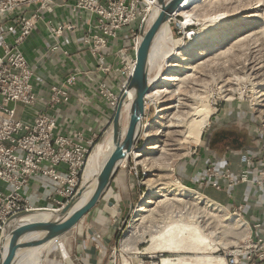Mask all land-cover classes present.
Here are the masks:
<instances>
[{"label": "rangeland", "instance_id": "1", "mask_svg": "<svg viewBox=\"0 0 264 264\" xmlns=\"http://www.w3.org/2000/svg\"><path fill=\"white\" fill-rule=\"evenodd\" d=\"M190 13L193 15L192 25H187L186 14H177L170 21L175 48L209 42L215 45H209L205 55L191 57L194 63L203 62L189 71L192 75L180 82L178 88L172 86L170 90L173 91L161 98L148 96L151 101L147 105L136 147L140 151L156 145L154 151L157 162L152 164L149 171L147 165L145 167L139 163L141 158L131 156L123 161L107 195L79 225L59 238L64 251L53 242L43 250H34L42 256L41 264H165V258H183L184 261L195 263V254L199 257L208 256L202 264H226L224 251L238 244L246 235L247 231L239 225L238 220L242 219L224 206L222 197L211 193L212 191H199L191 182L184 181L179 173L183 172L185 163L205 143L210 129L215 127V120L233 119L235 123H239L235 112L248 109L247 112L255 121L260 125L264 124V0H209ZM219 13L224 15L214 19ZM241 26L246 30H242ZM234 27H240L234 35L221 33ZM215 32H219L216 35L221 36L220 43L212 39L211 35ZM165 70L166 66L163 72ZM157 73L158 69L153 68L151 77ZM193 94L207 100L212 109L209 123L199 142L195 141L194 131L188 123L190 128L186 125L170 126L182 114L178 111L186 109L169 106L178 104L179 101L186 104L190 102L186 98ZM162 108L167 109L159 112ZM227 108L232 113H227ZM158 115L163 117L159 118ZM127 117L125 111L124 129L128 123ZM235 129L239 130L240 127L235 126ZM110 135V130L101 133L96 145L102 138L107 139ZM107 149L106 144L100 161ZM95 160L96 154L91 159L89 168H94ZM170 165H173V171L170 170ZM146 171L151 172L149 176ZM175 178L181 182L180 187L190 188L193 193L199 191L201 194L199 198L193 199L191 211L196 216L194 221L198 220L196 222L199 227L205 232H212L210 248L206 250L168 251L151 248V234L146 228L148 220L159 219L160 214L176 209V206L183 207V200H176V206H167L168 210L163 209L162 204L153 205L154 209L144 219L135 220L138 217L136 210L150 190L148 180L151 179L152 185L162 187L168 193L176 186ZM110 195L119 200L113 206H108ZM167 222H175L173 216ZM141 232H144L143 235ZM128 236V245L125 246L124 239ZM198 245L203 246L202 242Z\"/></svg>", "mask_w": 264, "mask_h": 264}, {"label": "built area", "instance_id": "2", "mask_svg": "<svg viewBox=\"0 0 264 264\" xmlns=\"http://www.w3.org/2000/svg\"><path fill=\"white\" fill-rule=\"evenodd\" d=\"M56 1L0 0V243L13 216L47 207L34 204L30 192L33 183L48 190L38 195L53 204L48 208L62 209L78 194L85 183L99 136H86L82 132L61 134L56 130V117L44 111H35L30 119L19 116V105L27 108L39 102L33 83L34 70L23 45L41 14L52 11ZM157 1L75 0L70 5L78 17H82L83 12L95 17L82 43L97 58L96 70L113 73L117 79L115 87L106 80L98 85V92L112 107L113 116L134 75L141 33L146 29ZM10 20L16 27L14 32L7 27ZM72 28L74 25L67 23L52 29L59 37L64 29ZM112 46L116 47V64L107 60ZM77 81L78 72H75L52 86L48 103H68L71 87ZM149 101L146 95L145 113ZM259 127L264 134V124ZM236 167L209 168L201 185L208 182L216 191L226 190L229 198L234 197L240 184L264 189V165L258 163L257 155L242 154ZM224 206L249 226L244 238L224 251L225 263L264 264V218L253 222L247 219L244 199L235 205Z\"/></svg>", "mask_w": 264, "mask_h": 264}, {"label": "crops", "instance_id": "3", "mask_svg": "<svg viewBox=\"0 0 264 264\" xmlns=\"http://www.w3.org/2000/svg\"><path fill=\"white\" fill-rule=\"evenodd\" d=\"M74 1L57 0L52 11L41 14L32 34L23 45L24 53L34 70L33 83L39 102L27 108L19 105V116L30 119L35 111H44L56 117V130L61 134L74 135L82 132L86 136L100 135L108 129L113 118V110L99 94L98 85L100 81L106 80L115 87L117 79L113 73L106 74L96 70L97 58L82 43V38L95 17L87 12H83L82 17L76 16L70 9ZM11 21L7 23V27L14 32L16 27ZM67 23L73 24L74 28L64 29L63 34L56 37L52 28ZM115 52L116 47L112 46L107 58L109 63H117ZM75 72H78V81L71 87L70 101L58 105L48 103L52 86L62 83ZM247 110L235 112L239 117V123H235L233 119L215 120L213 123L216 128L239 126V130L246 133L244 147L218 154L209 149L205 142L185 163L183 172L179 175L184 181L198 187L200 191H212L211 193L222 197L223 202L228 206L237 204L241 199L246 200L244 215L253 222L264 218V204H261L264 200V189L240 184L234 191V197L229 198L226 190L216 191L208 182L207 185H201V181L207 178L209 168L237 169L236 163L244 153L257 155L258 163L264 165V134L260 131V124ZM225 111L232 113L228 108ZM30 192L35 205L53 206L44 197L38 196L39 193L48 192L43 185L33 183Z\"/></svg>", "mask_w": 264, "mask_h": 264}, {"label": "bare ground", "instance_id": "4", "mask_svg": "<svg viewBox=\"0 0 264 264\" xmlns=\"http://www.w3.org/2000/svg\"><path fill=\"white\" fill-rule=\"evenodd\" d=\"M208 1L209 0H183L181 6L177 10V12H175V15L186 14V16L188 17L187 25L190 24L192 25L193 15L192 13H190V11L197 8L199 5L205 4ZM222 15L224 14L219 13L216 16L213 15L214 16L213 18L216 19ZM241 27L243 28L242 30H246L244 26ZM239 28L240 27H234L228 31H222L221 33H224L225 35H228V33L234 35V33L239 31ZM219 32H215V34L211 35L212 39H215V41L218 43H220L221 36H218L216 34H218ZM209 45H215V43L209 42L204 45L201 44L184 45L182 48L176 49L173 42V35H172L170 23L166 22L161 27L155 39L154 45L152 47V51H151L152 69L156 67L158 69V73L152 78V81H157V83L148 92L147 97L152 96L154 99L157 97L161 98L162 95L173 91L170 90L172 86L178 88L180 82H183L190 75H192V73H190L189 71L193 69L197 64L203 62V61L201 62L198 61L194 63L191 57L205 55L207 53L206 50L208 49L207 47ZM165 66H166V70L165 72H163V68H165ZM186 99L190 102H186L185 104L184 102L179 101L178 104L169 106L170 108H175V109H179L183 107H185L186 109V111H180V110L178 111L179 113L182 114L179 115L180 117L177 116L175 118L174 124H171L170 126H174V127H180L182 125L187 126L188 123L189 126L191 125L190 127L194 132H192L191 129L189 131L194 133L193 137L195 141L199 142L204 128L209 123L210 116L212 115V109L210 107V104L207 102V100H202L198 96V94L197 95L193 94L190 98H186ZM128 108H129V104L126 105V109ZM166 109L167 108H162L159 112H163ZM161 117H163V115L159 116V118ZM126 129H127V125L125 129L123 127L122 137H124ZM106 144L108 146V149L104 153L102 161H100L103 148ZM155 148L156 145H152L144 150H140V151L138 149H137L138 151L133 150L123 161H125L127 158L129 159L131 156H135L136 158H141L139 160V163L140 164L142 163L145 167L147 165L146 168L150 171L152 168V164H154L157 159V156L155 155V151H154ZM114 149H115V140L113 138V134L111 133V135L107 139L106 138L104 139L103 147L97 156L98 158H96L95 160L94 168H89L87 171L86 180H85L86 189L83 192L76 207L82 205L89 198L90 194L92 193L96 185V177L99 171L101 170V168L103 167V165L105 164V162L107 161V159L109 158V156L111 155ZM123 161L121 162V164L123 163ZM170 170L171 171L174 170L173 165H170ZM148 172L147 175L149 176L151 172L150 173ZM148 182L150 183V190L148 196L144 198L140 203V205L138 206L136 210V216L138 217H136L135 220H138L139 218L144 219L145 215L149 214L150 211L154 209L153 205L162 204L164 206L163 209L168 210L166 209L168 208L167 206H176L174 205L176 200L179 199L181 201L182 200L184 201L183 207L177 208L176 206V209H171L169 211L164 212L163 214H160L159 219L153 218L148 220V224H147L148 226H146V228L148 229V233L151 234V238H150L152 242L151 248L156 250L161 249L168 251H178L182 249L198 251L200 248H202L203 250L210 248V242L212 239L210 235H212L211 234L212 232L209 233L203 231L197 224L196 222L197 219H195L194 221V217L196 218V216H194L191 211L193 199H197L199 198V195H201L199 191L195 192L196 193L195 194L192 192L193 190L190 188L180 187L179 184H181V182L177 178H175L176 186L173 187L172 190H170L168 193H166L162 187L158 188L157 185L156 186L152 185L151 179H149ZM118 201L119 200H117V202ZM206 201L208 202L209 199H207ZM171 215L173 216L175 222H167V219L172 217ZM49 217H50V213L48 211L41 210L28 214L23 219L26 221H36V220H45L48 219ZM238 221H239V225L243 226L245 231H247L246 232L247 234L249 231L248 224L244 220H238ZM143 233L141 235H143ZM128 238L129 236L124 239L125 246L128 245ZM58 240L59 238L54 240L53 243H57L60 249L64 251L63 245L60 244L59 243L60 241ZM199 242H202L203 245L202 247H199L198 245ZM34 250H29L23 253L16 264H41L42 263L41 255ZM195 256H196L195 263H193L192 261H186V260L184 261L183 258H177V260H174L172 258H165L163 259V262L165 264H202L203 263L202 261L207 259L208 257L206 255L199 257L197 254H195Z\"/></svg>", "mask_w": 264, "mask_h": 264}, {"label": "water", "instance_id": "5", "mask_svg": "<svg viewBox=\"0 0 264 264\" xmlns=\"http://www.w3.org/2000/svg\"><path fill=\"white\" fill-rule=\"evenodd\" d=\"M183 0H158L148 19L146 29L141 33L140 46L137 55V65L127 92L123 95L112 121L105 130L111 131L115 140V149L99 171L96 177V185L89 198L80 206H77L83 192L85 183L78 194L72 198L62 209L40 207L30 211H23L10 220L8 228L0 243V264H15L18 258L29 250H43L54 240L66 235L79 225L98 203L107 195L111 185L121 167V162L133 151L137 150L136 143L140 135L142 121L145 115V96L154 87L157 81L151 77V51L155 39L166 23L181 6ZM129 108L126 109V105ZM127 111V129L124 137L123 116ZM105 138L96 145V153L92 155L98 158ZM117 202L112 195L108 198V205L113 206ZM46 210L50 217L45 220L26 221L23 218L36 211ZM42 257V256H41Z\"/></svg>", "mask_w": 264, "mask_h": 264}, {"label": "flooded vegetation", "instance_id": "6", "mask_svg": "<svg viewBox=\"0 0 264 264\" xmlns=\"http://www.w3.org/2000/svg\"><path fill=\"white\" fill-rule=\"evenodd\" d=\"M245 136V132L237 130L233 126L218 127L210 129L205 142L213 152L224 154L244 147Z\"/></svg>", "mask_w": 264, "mask_h": 264}]
</instances>
